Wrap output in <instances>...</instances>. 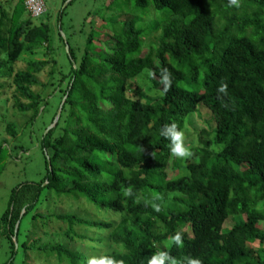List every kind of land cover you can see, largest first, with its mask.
I'll list each match as a JSON object with an SVG mask.
<instances>
[{"label":"trees","instance_id":"1","mask_svg":"<svg viewBox=\"0 0 264 264\" xmlns=\"http://www.w3.org/2000/svg\"><path fill=\"white\" fill-rule=\"evenodd\" d=\"M133 1L118 13L112 4L79 49L59 32L70 68L50 124L62 110L39 139L44 178L14 187L0 216L3 264H149L161 253L165 264H264V0ZM52 33L24 0L0 7V77L30 123L49 103L36 88L55 85L39 74L51 64L54 75L57 61L15 64L25 51H53ZM194 114L206 124L200 145L170 177L180 163L160 129L174 122L183 132ZM9 151L0 142V173Z\"/></svg>","mask_w":264,"mask_h":264},{"label":"rangeland","instance_id":"2","mask_svg":"<svg viewBox=\"0 0 264 264\" xmlns=\"http://www.w3.org/2000/svg\"><path fill=\"white\" fill-rule=\"evenodd\" d=\"M44 1L46 3V12L33 17V23L40 25L46 22L52 25L53 36H51V42L53 51H49L45 46L39 50L25 51L15 64V69H23L27 66L28 61L34 58H54L57 61L54 75L51 72V64L39 74L42 82L52 80L55 85H51L47 89H43V87L36 88V90L42 91L45 95L49 94V103L45 105L43 112L33 123H30L31 111L21 112L14 107V87L11 85V79L0 77V142L10 149L0 173V216L8 207L10 194L14 187L27 181L39 182L47 172L46 155L41 148L39 139L47 130L44 129L45 125H47V128L51 125V117L57 111L60 90L56 91L55 89L58 87L57 80L62 77L60 71L67 72L70 68L68 50L60 41L59 32L63 38L68 37L71 45L77 46L79 49L84 45L87 34L103 23L102 16L113 14L114 10L118 13L121 8V0H74L66 6L63 0ZM16 2L17 0H0V7H4L10 12ZM112 4H114V10L109 8L113 7L111 6ZM130 4L132 5V2ZM64 7L66 8L65 13L63 15L59 14V11ZM143 19L145 24L150 22L147 17ZM134 81L133 84L141 83L140 78ZM202 113L203 118L207 119L205 110H202ZM203 118L197 114L187 118V125L183 133L185 144L190 151L200 145V132L203 128H206ZM9 124H12L15 129V137L8 131ZM48 153L50 154L51 152L49 151ZM186 158L178 159L180 163L178 164V169L173 167L168 169L170 177L186 172L184 169ZM233 224L232 218L227 219L223 230H228ZM8 259V241L0 234V264L5 263ZM32 264H35V262L32 261Z\"/></svg>","mask_w":264,"mask_h":264},{"label":"clouds","instance_id":"3","mask_svg":"<svg viewBox=\"0 0 264 264\" xmlns=\"http://www.w3.org/2000/svg\"><path fill=\"white\" fill-rule=\"evenodd\" d=\"M229 7L239 8V0H227ZM161 82L164 85L165 90L170 85V77L166 69L161 72ZM218 93L226 94V85H220L217 88ZM160 136L169 141V151L170 154L178 159H184L192 155L191 151L185 144L184 133L178 129L176 123H170L164 125L160 129ZM177 245H180L181 239L179 236L175 238ZM167 259L166 255L161 253L154 255L150 260L149 264H165ZM88 264H114V260L111 257H95L89 258ZM184 264H199V261L193 257H186Z\"/></svg>","mask_w":264,"mask_h":264},{"label":"built area","instance_id":"4","mask_svg":"<svg viewBox=\"0 0 264 264\" xmlns=\"http://www.w3.org/2000/svg\"><path fill=\"white\" fill-rule=\"evenodd\" d=\"M26 9L33 17H37L46 11V3L44 0H24Z\"/></svg>","mask_w":264,"mask_h":264},{"label":"water","instance_id":"5","mask_svg":"<svg viewBox=\"0 0 264 264\" xmlns=\"http://www.w3.org/2000/svg\"><path fill=\"white\" fill-rule=\"evenodd\" d=\"M70 0H67V2L65 3V6L67 5V3L69 2ZM66 47H67V50H69V45H68V43H67V41H66ZM65 101V97H64V99H63V102ZM61 110H62V105L60 106V108H59V112H58V115H57V117L55 118V120H54V122L47 128V130H46V132L51 128V127H53L54 126V124L57 122V120H58V118H59V114L61 113ZM45 132V133H46Z\"/></svg>","mask_w":264,"mask_h":264},{"label":"flooded vegetation","instance_id":"6","mask_svg":"<svg viewBox=\"0 0 264 264\" xmlns=\"http://www.w3.org/2000/svg\"><path fill=\"white\" fill-rule=\"evenodd\" d=\"M67 2V0L65 1V3ZM68 4V3H67ZM65 8V7H64Z\"/></svg>","mask_w":264,"mask_h":264}]
</instances>
